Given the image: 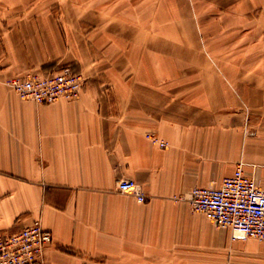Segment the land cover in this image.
Here are the masks:
<instances>
[{
  "label": "crops",
  "instance_id": "1",
  "mask_svg": "<svg viewBox=\"0 0 264 264\" xmlns=\"http://www.w3.org/2000/svg\"><path fill=\"white\" fill-rule=\"evenodd\" d=\"M173 10L0 0V233L39 219L44 264H264V241L233 239L188 201L238 163L264 181V87H159L189 59ZM63 64L86 79L75 99L37 104L7 85ZM122 179L146 201L120 193Z\"/></svg>",
  "mask_w": 264,
  "mask_h": 264
},
{
  "label": "built area",
  "instance_id": "2",
  "mask_svg": "<svg viewBox=\"0 0 264 264\" xmlns=\"http://www.w3.org/2000/svg\"><path fill=\"white\" fill-rule=\"evenodd\" d=\"M85 81L81 72L65 65L42 74L13 77L7 85L23 100L51 104L60 99H75ZM155 142L165 145L156 139ZM118 191L133 195L139 203L147 199L131 179H122ZM188 201L194 213L229 229L233 239L264 241V181L247 175L242 163L218 187H194ZM51 244L52 234L35 219L18 232L0 233V264H44L45 250Z\"/></svg>",
  "mask_w": 264,
  "mask_h": 264
},
{
  "label": "rangeland",
  "instance_id": "3",
  "mask_svg": "<svg viewBox=\"0 0 264 264\" xmlns=\"http://www.w3.org/2000/svg\"><path fill=\"white\" fill-rule=\"evenodd\" d=\"M172 13L175 51L189 59L159 87H264V0H174Z\"/></svg>",
  "mask_w": 264,
  "mask_h": 264
}]
</instances>
